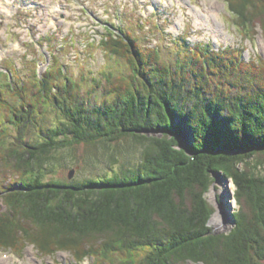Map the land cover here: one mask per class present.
Listing matches in <instances>:
<instances>
[{
	"label": "trees",
	"instance_id": "16d2710c",
	"mask_svg": "<svg viewBox=\"0 0 264 264\" xmlns=\"http://www.w3.org/2000/svg\"><path fill=\"white\" fill-rule=\"evenodd\" d=\"M225 1L247 39L256 24L264 38V0ZM106 28L98 45L130 72L98 102L55 54L27 80L0 70V168L14 174L0 185V246L34 241L40 254L69 250L77 264H264V56L247 60L243 43L216 50L179 35L171 63L129 30ZM181 127L192 133L185 145ZM125 137L142 147L132 167L68 182L47 176L61 148ZM219 172L240 204L226 234L207 224L204 194Z\"/></svg>",
	"mask_w": 264,
	"mask_h": 264
},
{
	"label": "rangeland",
	"instance_id": "374dc122",
	"mask_svg": "<svg viewBox=\"0 0 264 264\" xmlns=\"http://www.w3.org/2000/svg\"><path fill=\"white\" fill-rule=\"evenodd\" d=\"M7 7L13 11L8 12ZM112 23L115 26L111 28ZM106 27L115 36L121 28L129 30L139 47L156 48L160 58L171 63L182 50V41L175 39L179 35L191 46L209 43L216 50L243 43L246 46L243 57L247 60L255 54L264 56V38L259 25L256 24L257 34L253 39H247L233 23L225 0H0V70L9 69V73L27 80L32 71L42 74L50 67L51 54H55L63 73L70 76L72 82L81 84L82 92H89L86 95L98 102L111 81L117 83L122 75L130 72L126 59L105 52L98 45ZM6 75H0L2 82L7 79ZM5 92L12 95L7 89ZM46 115L47 120H55L54 113ZM180 129L181 143L185 145L192 133L189 128ZM148 134L159 135L157 132ZM141 150L131 137L107 145L80 142L61 148L55 154L51 159L54 173L47 176L68 182L103 173L111 175L120 168L135 165ZM72 169L74 172L68 178ZM13 175L0 168V185ZM223 188L232 196L234 204L224 211L225 216L221 214L223 223L216 226L212 218L223 204ZM234 193L232 179L221 174L205 192V199L213 209L207 222L213 234L229 233L235 226L233 213L240 204ZM4 209L0 198V211ZM31 236L38 241L36 235ZM51 255L40 254L34 241L10 250L0 246V264H77L69 250L57 249ZM81 264L93 262L86 258Z\"/></svg>",
	"mask_w": 264,
	"mask_h": 264
},
{
	"label": "bare ground",
	"instance_id": "6f19581e",
	"mask_svg": "<svg viewBox=\"0 0 264 264\" xmlns=\"http://www.w3.org/2000/svg\"><path fill=\"white\" fill-rule=\"evenodd\" d=\"M8 10L11 11L10 8ZM223 192H225V194L223 197L224 198L223 204L220 207V212L218 211L212 218V223H214L216 226H220L223 223L221 218H222V215L225 216L224 211L227 210L229 207H231V205L234 204V200H232V196L228 192H226V190H224V188H223Z\"/></svg>",
	"mask_w": 264,
	"mask_h": 264
},
{
	"label": "water",
	"instance_id": "95a60500",
	"mask_svg": "<svg viewBox=\"0 0 264 264\" xmlns=\"http://www.w3.org/2000/svg\"><path fill=\"white\" fill-rule=\"evenodd\" d=\"M73 172H74V169H72L71 171H70V173H69V178L72 176V174H73ZM222 175V172H219L218 174H215V176L217 177V175ZM229 179V178H228ZM215 182V181H214ZM214 182L212 183V185H214Z\"/></svg>",
	"mask_w": 264,
	"mask_h": 264
}]
</instances>
